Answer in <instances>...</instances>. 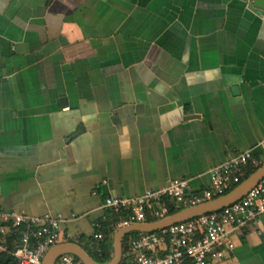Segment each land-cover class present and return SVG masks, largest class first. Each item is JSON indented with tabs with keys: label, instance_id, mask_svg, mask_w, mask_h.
Here are the masks:
<instances>
[{
	"label": "crops",
	"instance_id": "0c3cea01",
	"mask_svg": "<svg viewBox=\"0 0 264 264\" xmlns=\"http://www.w3.org/2000/svg\"><path fill=\"white\" fill-rule=\"evenodd\" d=\"M263 140L251 0H0V216L61 215L88 254L108 223L112 249L106 199L200 194L236 155L263 166ZM231 240L223 264H264V214Z\"/></svg>",
	"mask_w": 264,
	"mask_h": 264
},
{
	"label": "built area",
	"instance_id": "2783aa9c",
	"mask_svg": "<svg viewBox=\"0 0 264 264\" xmlns=\"http://www.w3.org/2000/svg\"><path fill=\"white\" fill-rule=\"evenodd\" d=\"M264 148V140L261 143ZM258 166L250 151L232 157L210 171V188L193 195L188 181L173 180L167 187L146 191L133 198H108L104 209L112 213H125L120 227L158 221L171 215V209L196 207L222 197L240 183L243 170ZM264 214V180L244 199L220 212L198 217L189 222L173 225L154 234H141L130 239L124 249L128 264H223L234 249L231 235L248 225H256ZM0 253L6 231L24 228L20 245L11 253L16 264H42L47 252L63 241L61 215L31 217L4 213L0 216ZM102 240L101 234L95 235ZM123 257V258H124ZM55 264H81L72 255L60 257Z\"/></svg>",
	"mask_w": 264,
	"mask_h": 264
},
{
	"label": "water",
	"instance_id": "95a60500",
	"mask_svg": "<svg viewBox=\"0 0 264 264\" xmlns=\"http://www.w3.org/2000/svg\"><path fill=\"white\" fill-rule=\"evenodd\" d=\"M251 2L256 9L264 11V0H251ZM193 118H195V116L186 117L187 120ZM262 180H264V165L222 197L196 207L182 209L158 221L144 224H129L117 228L113 236V257L109 262L104 264H122L124 241L129 235L154 234L164 231L173 225L189 222L201 216L220 212L244 199ZM64 255L74 256L81 264H101L96 262L79 245L74 243H62L52 247L45 255L42 264H55L56 261Z\"/></svg>",
	"mask_w": 264,
	"mask_h": 264
},
{
	"label": "trees",
	"instance_id": "16d2710c",
	"mask_svg": "<svg viewBox=\"0 0 264 264\" xmlns=\"http://www.w3.org/2000/svg\"><path fill=\"white\" fill-rule=\"evenodd\" d=\"M259 167L248 166L243 170L241 180L244 181L247 179L252 173H254ZM178 210L171 209L170 213L174 214ZM127 215L125 213H112L109 216V222L114 228L117 227L118 224L123 222L126 219ZM108 227V223L100 224V233L103 236L102 242L98 244L96 247V251L94 253H89V255L98 263L104 264L111 260L112 249L108 241L106 240L109 233L106 232V228ZM24 232V228L12 229L8 233L9 236L5 238L4 246L6 247V251L0 253V264H16L15 260L12 258L11 253L20 245V239ZM112 232V231H111ZM138 234H131L129 238H126L124 242L127 243L128 239L137 237ZM16 242V244H15ZM15 244V245H14ZM124 247V246H123ZM124 249V248H123ZM124 255V250H123ZM124 257V256H123ZM122 264H128L126 258H123Z\"/></svg>",
	"mask_w": 264,
	"mask_h": 264
},
{
	"label": "rangeland",
	"instance_id": "374dc122",
	"mask_svg": "<svg viewBox=\"0 0 264 264\" xmlns=\"http://www.w3.org/2000/svg\"><path fill=\"white\" fill-rule=\"evenodd\" d=\"M130 236V235H129ZM129 236L127 238H129ZM129 240L126 242H124V248H126L127 244H128Z\"/></svg>",
	"mask_w": 264,
	"mask_h": 264
}]
</instances>
